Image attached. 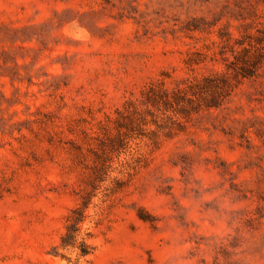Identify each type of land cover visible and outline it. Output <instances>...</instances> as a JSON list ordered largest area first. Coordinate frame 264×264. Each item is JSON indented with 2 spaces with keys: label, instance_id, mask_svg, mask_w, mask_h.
Returning <instances> with one entry per match:
<instances>
[{
  "label": "rangeland",
  "instance_id": "374dc122",
  "mask_svg": "<svg viewBox=\"0 0 264 264\" xmlns=\"http://www.w3.org/2000/svg\"><path fill=\"white\" fill-rule=\"evenodd\" d=\"M0 264H264V0H0Z\"/></svg>",
  "mask_w": 264,
  "mask_h": 264
},
{
  "label": "trees",
  "instance_id": "16d2710c",
  "mask_svg": "<svg viewBox=\"0 0 264 264\" xmlns=\"http://www.w3.org/2000/svg\"><path fill=\"white\" fill-rule=\"evenodd\" d=\"M87 253H88V250H87L86 248L82 250V254L85 255V254H87Z\"/></svg>",
  "mask_w": 264,
  "mask_h": 264
}]
</instances>
